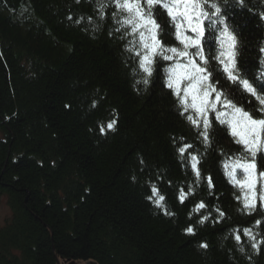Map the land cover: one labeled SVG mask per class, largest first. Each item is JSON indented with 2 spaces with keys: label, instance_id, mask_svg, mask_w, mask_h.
Returning a JSON list of instances; mask_svg holds the SVG:
<instances>
[{
  "label": "trees",
  "instance_id": "1",
  "mask_svg": "<svg viewBox=\"0 0 264 264\" xmlns=\"http://www.w3.org/2000/svg\"><path fill=\"white\" fill-rule=\"evenodd\" d=\"M212 2L236 36L238 68L264 95V0ZM117 11L112 0H0V199L11 212L0 226V264H264V150L253 158L214 113L206 146L203 127L188 122L191 110L181 115L166 87L170 62L158 58L143 83L138 37L121 28ZM153 12L165 46H177L166 10ZM204 27V51L214 57L218 45ZM210 67L238 106L264 116L214 59ZM189 154L199 158V181ZM237 157L255 164L250 214L248 189L225 175L224 162ZM200 202L206 207L193 212Z\"/></svg>",
  "mask_w": 264,
  "mask_h": 264
},
{
  "label": "snow or ice",
  "instance_id": "2",
  "mask_svg": "<svg viewBox=\"0 0 264 264\" xmlns=\"http://www.w3.org/2000/svg\"><path fill=\"white\" fill-rule=\"evenodd\" d=\"M112 2L118 10L114 16L122 17L121 28H124L128 35L138 37V50L135 55L139 69L146 74L143 83L145 85L149 83L148 78L152 76L158 58L170 62L169 66L164 69L167 74L166 87L171 89L173 95L178 98L179 105L183 108L181 115L191 110V114L186 117L188 122L197 129L203 127L199 135L203 137V143L206 146L210 144L209 129L212 127L210 113H214L216 120L221 125L227 126L235 142L242 145L244 151L250 153L253 158L258 151L264 150V116L255 118L223 91L218 80L213 83L215 77L210 64L214 59L218 65L217 71L222 70L229 82L254 97L260 105L258 110L264 114V95L257 91L246 73L238 68L236 36L229 30V25L222 14V8L217 3L209 4L207 0H112ZM157 6L166 10L167 16L174 25L177 46H165L160 38L162 26L153 12ZM99 7L103 19L105 4L101 2ZM69 19L71 20L72 17ZM205 21L208 22L209 30L218 45L214 57L206 55L203 48ZM261 53H264V48H261ZM261 64L264 65V59L261 60ZM260 78L264 80V74ZM115 123V120L111 121L107 128L112 129ZM103 131L104 128H101V132ZM191 147L192 145L185 144L178 148L182 160L185 158L186 150ZM188 159L199 181L201 178L198 168L199 158L197 155L189 154ZM223 166L230 182L240 186L242 190L248 189V193L244 194L243 203L250 214L255 208L256 180L253 175L255 164L249 162L247 157H237L234 160L225 161ZM237 169L242 170L243 179L237 178ZM259 176L264 177V172L259 173ZM208 186L213 187L211 177L208 178ZM249 193L252 195L249 196ZM187 195L181 190L180 201L183 202ZM152 197H155L153 202L156 206L163 207L162 201L165 197L160 195L154 184L152 185ZM259 199L264 202V192H261ZM205 207L206 205L200 202L192 211L198 212ZM216 211L221 217L224 216L219 209ZM207 219L208 216L202 217L200 223H204ZM256 223L259 224L260 221ZM186 231L192 233L193 228L190 226ZM244 235L253 241L254 249L258 248L260 242L256 241L250 229L245 228ZM235 239L239 242L240 236L236 235ZM201 247H207V245L202 244Z\"/></svg>",
  "mask_w": 264,
  "mask_h": 264
},
{
  "label": "rangeland",
  "instance_id": "3",
  "mask_svg": "<svg viewBox=\"0 0 264 264\" xmlns=\"http://www.w3.org/2000/svg\"><path fill=\"white\" fill-rule=\"evenodd\" d=\"M2 132L0 131V137L2 136ZM11 215L9 206L7 205V201H5V198L3 197L0 199V226L3 225L6 218H8ZM60 264H65L63 262H60ZM79 264H83L79 263Z\"/></svg>",
  "mask_w": 264,
  "mask_h": 264
},
{
  "label": "bare ground",
  "instance_id": "4",
  "mask_svg": "<svg viewBox=\"0 0 264 264\" xmlns=\"http://www.w3.org/2000/svg\"><path fill=\"white\" fill-rule=\"evenodd\" d=\"M82 262H75V261H73V262H70V264H79V263H82ZM86 263H87L86 261L83 262V264H86Z\"/></svg>",
  "mask_w": 264,
  "mask_h": 264
},
{
  "label": "water",
  "instance_id": "5",
  "mask_svg": "<svg viewBox=\"0 0 264 264\" xmlns=\"http://www.w3.org/2000/svg\"><path fill=\"white\" fill-rule=\"evenodd\" d=\"M57 264H60L59 260L57 259ZM86 264H92L90 262H87Z\"/></svg>",
  "mask_w": 264,
  "mask_h": 264
}]
</instances>
